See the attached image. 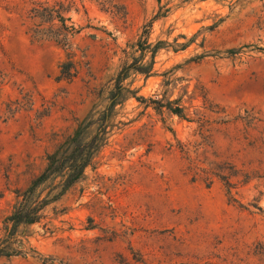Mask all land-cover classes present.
I'll use <instances>...</instances> for the list:
<instances>
[{
	"label": "rangeland",
	"instance_id": "rangeland-1",
	"mask_svg": "<svg viewBox=\"0 0 264 264\" xmlns=\"http://www.w3.org/2000/svg\"><path fill=\"white\" fill-rule=\"evenodd\" d=\"M44 1L0 0V264H264V0Z\"/></svg>",
	"mask_w": 264,
	"mask_h": 264
},
{
	"label": "trees",
	"instance_id": "trees-1",
	"mask_svg": "<svg viewBox=\"0 0 264 264\" xmlns=\"http://www.w3.org/2000/svg\"><path fill=\"white\" fill-rule=\"evenodd\" d=\"M103 5L108 4V7H116V4L114 0H102L101 2ZM64 7H63V2L60 0L53 1L52 3H49L47 1L44 2H36L32 9V17L37 18L40 20V23L43 24H48V28H53L55 25V22H63V13ZM73 73L70 72V69L65 70L61 76V78L64 79H69L70 77H73ZM124 73L121 75L119 74L118 79H117V84H116V90L114 94L111 96V102L109 103L107 110H109L116 101L117 96L120 93L121 86L119 84L120 80L124 77ZM167 109L174 113L177 114L178 116H182V108L179 106H176L175 108H171L170 106H167ZM107 116V114L105 115ZM78 134V133H77ZM89 156H86V158L81 161V162H72L74 164V170L75 174L72 175V177L67 181L64 190L70 186L72 183H74L81 175L84 167L87 165L88 158ZM48 163L45 168V170L37 176L31 183V186L29 187V190L32 191L35 187H37L40 183L44 182L51 176L54 172L62 169L64 166L63 160L60 161L58 160L57 156L55 153L49 154L48 157ZM207 179L209 178L210 175H213L212 173H207ZM219 176L223 180L224 176H220L219 174H214ZM228 183V182H227ZM38 208L35 206H31L30 204L26 203V201H22L19 206L5 219V222H11L14 226L18 225L20 223L24 224H32L37 221V212ZM1 255H8L6 252H4L3 246L0 244V256Z\"/></svg>",
	"mask_w": 264,
	"mask_h": 264
}]
</instances>
